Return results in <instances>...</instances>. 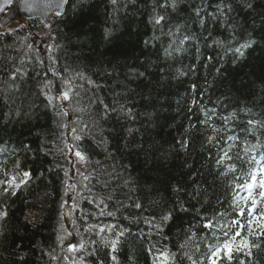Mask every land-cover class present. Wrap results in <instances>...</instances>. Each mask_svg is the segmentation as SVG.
Masks as SVG:
<instances>
[{
  "label": "trees",
  "instance_id": "trees-1",
  "mask_svg": "<svg viewBox=\"0 0 264 264\" xmlns=\"http://www.w3.org/2000/svg\"><path fill=\"white\" fill-rule=\"evenodd\" d=\"M18 23L0 27V264L62 249L73 116L72 264H264V199L240 192L264 165V0H68Z\"/></svg>",
  "mask_w": 264,
  "mask_h": 264
},
{
  "label": "water",
  "instance_id": "water-1",
  "mask_svg": "<svg viewBox=\"0 0 264 264\" xmlns=\"http://www.w3.org/2000/svg\"><path fill=\"white\" fill-rule=\"evenodd\" d=\"M68 4L63 3L62 0H12V3L7 6L3 11H0V26L3 29H7L10 25L16 23L19 19L25 18H41V20L47 24L51 16L55 13L62 15ZM41 41L37 42L39 47ZM61 97V96H60ZM74 120L75 117L68 121V128L66 131L67 139L71 140V133L74 130ZM70 148L72 145L69 143ZM69 194L68 200L74 197V186L70 184L68 186ZM72 204H66L64 206V222L71 227L72 220Z\"/></svg>",
  "mask_w": 264,
  "mask_h": 264
},
{
  "label": "rangeland",
  "instance_id": "rangeland-1",
  "mask_svg": "<svg viewBox=\"0 0 264 264\" xmlns=\"http://www.w3.org/2000/svg\"><path fill=\"white\" fill-rule=\"evenodd\" d=\"M22 21V20H21ZM21 23H16L14 25H12V27L10 28L11 30L15 29L16 27H18V25H20ZM37 36L39 37V40H43L46 39V35L43 32L37 33ZM46 43H49V40H46ZM52 47V46H50ZM76 160L71 163L72 166L74 167V169H76L77 171V167H79V165H81L80 163H82L81 161V155L78 156L76 154ZM70 165V163H69ZM72 169V170H74ZM74 176H75V172H74ZM15 183L17 184V182H21V181H25L24 178H15ZM18 180V181H17ZM250 190H252V192L254 193H260L262 191V189L264 188V175L262 173H258V175L255 177L254 179V183L249 186ZM76 188V186H75ZM76 192H77V188H76ZM74 225L71 226V228H67L66 225L64 227V230L66 235L64 237V242H63V246L62 249L59 253L54 254L55 256V261L54 264H72V261L74 259V253L76 252V250L80 247V237L78 235V233L76 232V229L73 227ZM70 245H76V247L74 249H70Z\"/></svg>",
  "mask_w": 264,
  "mask_h": 264
},
{
  "label": "snow or ice",
  "instance_id": "snow-or-ice-1",
  "mask_svg": "<svg viewBox=\"0 0 264 264\" xmlns=\"http://www.w3.org/2000/svg\"><path fill=\"white\" fill-rule=\"evenodd\" d=\"M62 2H63V3H66L67 0H62ZM113 2H115V0H113ZM11 3H12V0H0V11L5 10V9L7 8V6H8L9 4H11ZM58 14H59V13H58ZM161 19H163V17L158 18V19L156 20V23H159ZM242 47H244V46H242ZM236 51H237V52H240V49H236ZM241 54H242V53H241ZM63 96H64L65 99H67V98H68V93H67V92L63 93ZM50 99H51V98H50ZM249 123H252V122L249 121ZM77 155L80 156L81 154L78 152ZM81 158L83 159L82 156H81ZM261 171L264 172V169H261ZM29 175H30V174L27 173V172L24 173V176H25V177H27V176H29ZM253 179H255V175H254V174H253ZM22 182H23V181H22ZM261 196H264V193H261ZM253 203L255 204V202H253ZM136 206L139 207V205H136ZM241 214H243V210H241ZM110 215H111V213H110ZM249 215H251V212H249ZM165 219H167V217H165ZM232 223L235 225V224H237L238 222H237V221H233ZM250 223H251V222H249V224H250ZM207 226L210 227L211 224L209 223ZM262 234H264V233H262ZM224 235H225V237H227V236H228V233L226 232ZM236 235H239V233H236V234L231 238L232 241L235 240ZM243 245H244L245 247H247V246H248V245H247V241H244V242H243ZM252 246H253V247H256L257 245H252ZM69 247H70V249H74V248L76 247V245H70ZM81 247H82V245H81ZM222 247H223L224 249H229V241L226 240L225 243L222 245ZM237 250H239V248H238ZM219 251H220V248H218L215 252H213V256H216V255L219 253ZM248 254H250V252H249ZM229 259H231V256H230V255H229ZM213 264H215V261H213ZM241 264H243V261L241 262Z\"/></svg>",
  "mask_w": 264,
  "mask_h": 264
},
{
  "label": "bare ground",
  "instance_id": "bare-ground-1",
  "mask_svg": "<svg viewBox=\"0 0 264 264\" xmlns=\"http://www.w3.org/2000/svg\"><path fill=\"white\" fill-rule=\"evenodd\" d=\"M75 123V122H74ZM245 159H246V163H248L249 165H251L252 164V162H253V159H251V158H247V157H245ZM263 158H257L256 160H255V162L256 161H260V160H262ZM249 186V184H246V186L240 191L241 192V196H245L246 194H249V198L253 195V192H252V190H250V187H248ZM263 204V202L262 201H258L257 202V205L258 204ZM251 209H252V212L253 213H255L256 212V210H257V207L255 206V204L253 203L251 206ZM252 225H254V226H256L257 227V225H255L254 223H252ZM217 248H220V251H219V253L218 254H222L224 251H226V249H223V247L222 246H220V247H217ZM217 250V249H216ZM212 254H213V252H212ZM216 257H217V255H216ZM219 257V256H218ZM217 257V258H218Z\"/></svg>",
  "mask_w": 264,
  "mask_h": 264
}]
</instances>
